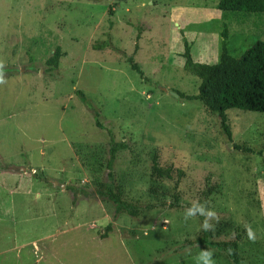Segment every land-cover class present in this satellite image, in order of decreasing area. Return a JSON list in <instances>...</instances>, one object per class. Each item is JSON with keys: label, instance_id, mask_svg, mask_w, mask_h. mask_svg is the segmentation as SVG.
<instances>
[{"label": "rangeland", "instance_id": "374dc122", "mask_svg": "<svg viewBox=\"0 0 264 264\" xmlns=\"http://www.w3.org/2000/svg\"><path fill=\"white\" fill-rule=\"evenodd\" d=\"M218 2L0 0V264H231L195 244L187 205L213 241L239 237L242 264H264V114L228 110L229 140L216 114L170 95H198L185 55L217 63L225 28L235 58L264 42V14ZM111 141L126 148L109 169ZM153 160L178 185L154 183ZM108 187L141 214H116Z\"/></svg>", "mask_w": 264, "mask_h": 264}, {"label": "trees", "instance_id": "16d2710c", "mask_svg": "<svg viewBox=\"0 0 264 264\" xmlns=\"http://www.w3.org/2000/svg\"><path fill=\"white\" fill-rule=\"evenodd\" d=\"M217 9L226 13H243V14H264V0H219ZM224 39L222 44V53L217 63L209 65L203 63H194L189 53L185 55L184 70L196 76L200 80L198 87V95L185 96L179 94L181 99L187 101H198L211 114H216L220 118V125L224 129L227 137L231 140V134L227 125L226 112L231 109L242 110L247 112H255L264 114V42L258 41L249 48L241 57L235 58L226 50L228 36L226 28L222 32ZM61 49L57 47L54 54L47 60L46 65L49 70L58 68L60 61ZM131 68L136 71L141 77L143 73L133 59H129ZM3 70L0 69V77ZM76 96L82 101L83 106L87 107L85 96L81 91H75ZM94 116L96 126L98 123V114L92 110H88ZM123 143H114L111 141L109 149L108 167L112 165L116 156L124 151ZM182 171L175 170L172 167L161 168L155 160L151 167V179L154 183L163 181H172L177 177V185L179 180L183 178ZM176 184L173 191H176ZM213 187L207 191L209 196L213 192ZM157 188L151 187L150 193L155 192ZM103 197L115 205L116 214H126L130 217H138L141 210L133 204L127 203L122 198V193L119 189L108 187ZM170 208H181L177 194H173V202L169 205ZM161 208L165 205H160ZM152 207L149 210H152ZM186 209L195 213L202 225L201 236L195 241V244L201 247L204 251H208L210 247H215L227 254L231 264H242L243 259L240 256L238 249V238L230 242H215V236L209 229V223L205 215H201L200 210L194 206L187 205ZM109 230V229H108Z\"/></svg>", "mask_w": 264, "mask_h": 264}, {"label": "water", "instance_id": "95a60500", "mask_svg": "<svg viewBox=\"0 0 264 264\" xmlns=\"http://www.w3.org/2000/svg\"><path fill=\"white\" fill-rule=\"evenodd\" d=\"M170 95L174 96L175 98H178L179 97L177 94L172 93V92L170 93ZM22 170H24V169H22Z\"/></svg>", "mask_w": 264, "mask_h": 264}, {"label": "clouds", "instance_id": "9594fccd", "mask_svg": "<svg viewBox=\"0 0 264 264\" xmlns=\"http://www.w3.org/2000/svg\"><path fill=\"white\" fill-rule=\"evenodd\" d=\"M206 255H209V254H206Z\"/></svg>", "mask_w": 264, "mask_h": 264}]
</instances>
